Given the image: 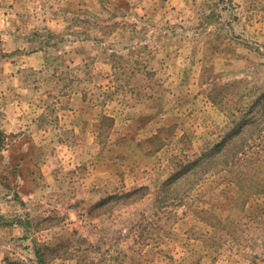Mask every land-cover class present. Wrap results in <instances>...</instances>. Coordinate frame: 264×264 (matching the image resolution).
Instances as JSON below:
<instances>
[{
	"label": "rangeland",
	"instance_id": "obj_1",
	"mask_svg": "<svg viewBox=\"0 0 264 264\" xmlns=\"http://www.w3.org/2000/svg\"><path fill=\"white\" fill-rule=\"evenodd\" d=\"M0 264H264V0H0Z\"/></svg>",
	"mask_w": 264,
	"mask_h": 264
}]
</instances>
